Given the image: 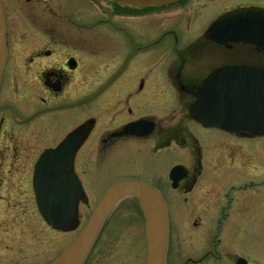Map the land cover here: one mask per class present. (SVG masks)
Segmentation results:
<instances>
[{
	"label": "flooded vegetation",
	"instance_id": "flooded-vegetation-1",
	"mask_svg": "<svg viewBox=\"0 0 264 264\" xmlns=\"http://www.w3.org/2000/svg\"><path fill=\"white\" fill-rule=\"evenodd\" d=\"M219 2L177 0L158 9L121 0H0L5 46L0 71V221H4L0 227L2 240L7 242L0 248V264H30L29 256L37 253L36 249H16L14 235L6 229L10 218L26 220L29 208L41 221L33 193L35 166L46 150L56 148L58 164L72 168L83 194L99 191L94 188L99 175L117 177L133 170L141 178L130 174L112 179L103 191L117 180H134L162 195L169 227L165 264H177L172 263L177 218L197 230L195 237L193 231L189 234L191 243L196 237L199 243L203 236L207 239V245H200L199 258L183 264H253L248 255L234 253L227 246L233 237H243L248 227L259 226L264 217V190L250 209L244 208L242 200H227L228 190L217 202L195 206L188 200L204 184L206 191L208 186L222 192L220 183L234 174H245V164L252 162L248 152L263 153L264 149V136L206 128L190 118L196 87L217 67L247 64L264 70V50L247 43L217 44L206 33L214 18L237 10L264 9V1ZM158 15L166 16V22L183 17L178 25L185 38L181 47L175 45L174 25L149 37L156 30L150 23ZM148 21L145 27L143 22ZM141 38L143 43L138 42ZM169 38L171 45L164 44L162 40ZM193 61L198 64L191 68ZM174 104L183 114L176 120ZM168 105L172 107L167 112ZM234 147L242 153L228 152ZM175 152L183 162L173 163ZM257 155L263 156L259 166L264 165V155ZM176 166L180 170L171 174ZM258 169L252 170L261 175L264 168ZM39 171L41 175V166ZM214 176L213 181L210 177ZM165 187L183 195L182 216L174 210L181 196L166 199ZM229 188L235 192L237 187ZM239 203L241 208L234 209ZM137 204L132 201L123 210L141 216ZM213 210L218 214L211 228L206 224ZM126 219L107 217L100 233L107 222L111 227L131 224ZM237 223L242 226L234 233ZM100 233L83 264L109 261L112 254L98 256L95 250ZM117 235L112 229L105 232L104 242L107 247V240L116 239L111 246L113 260L122 264L120 254L128 242ZM143 253L145 264V238Z\"/></svg>",
	"mask_w": 264,
	"mask_h": 264
},
{
	"label": "water",
	"instance_id": "water-1",
	"mask_svg": "<svg viewBox=\"0 0 264 264\" xmlns=\"http://www.w3.org/2000/svg\"><path fill=\"white\" fill-rule=\"evenodd\" d=\"M122 1V0H121ZM130 4H157L156 0H125ZM247 42L264 47V12L240 11L215 20L210 26V39ZM264 49V48H263ZM5 51L0 20V71ZM191 116L209 126L230 132L264 135V70L249 65H226L213 70L196 89ZM51 152L44 153L41 165ZM42 170V168H41ZM44 175V176H43ZM41 175V188L36 199L42 218L56 230L76 226V203L79 193L57 187L54 175ZM61 178V185H65ZM134 196L141 207L146 235L145 264H165L168 244L167 210L161 195L152 187L136 181H118L104 192L88 222L50 264H82L101 224L113 205L126 196Z\"/></svg>",
	"mask_w": 264,
	"mask_h": 264
},
{
	"label": "rangeland",
	"instance_id": "rangeland-1",
	"mask_svg": "<svg viewBox=\"0 0 264 264\" xmlns=\"http://www.w3.org/2000/svg\"><path fill=\"white\" fill-rule=\"evenodd\" d=\"M122 1L125 3H128L125 0H122ZM232 1H236V0H221V2L219 3L232 2ZM259 1H264V0H259ZM146 5L148 4H143L141 6H146ZM156 17H157V20H154L152 23H150L151 29L156 28V30L154 29L153 31L149 32V37H153V35L157 37L164 30L165 27L170 28L171 25H174V28L176 26L175 29L177 30V36H178V40L176 39L175 45L178 46L177 48L181 47V44H183V41L185 40V38L181 36L183 35V33L181 31V26L179 29L178 25L180 24V21L183 20V17L180 15L176 18L175 17L171 18V20H167V21H172V22H166V20H164L166 16L163 17L162 15H158ZM144 23H147L145 24V27L149 26V21L143 22V24ZM140 32L143 33L144 31H140ZM143 40L145 39L141 38L140 40H138V42L143 43ZM162 41H164V44L166 45L167 44L171 45L172 43L171 38H169V40L164 39ZM150 43H155V42H150ZM171 107L172 106H169V105L166 106L165 111L167 112L170 111ZM173 109L175 112L174 113L175 120L183 116L181 112H178L179 106L176 108L174 104ZM199 131H202V130H199ZM175 144L176 143H174V145ZM174 150L176 151V148H174ZM234 150H238L242 153L240 148H235V147L228 150V152L231 153V152H234ZM262 152L263 153H255L253 151L248 152V154H250V161L252 162H250L249 164L248 163L245 164V174H242V175L234 174V177H231L225 182L220 183V185L224 186L221 189L222 192H215L216 190H218L217 188L213 190V189H210L208 186H207V191H206V186H204L205 184L202 186H199L200 188L199 187H198L199 189L197 188L198 189L196 190L197 192L195 191L189 197L188 200L192 202L190 204L195 205V206H200V205H204L207 202L209 203L213 201L217 202V200H219L218 198H220L222 194H224L228 190L227 193H225L226 195L224 194V197L226 196L227 200L229 199V197H234L235 198L234 201L242 200L245 202L243 204L244 208H247V209L252 208L256 203L259 202L258 200L260 199L261 193L264 190L263 188L264 172L261 175L258 174L259 173L258 168H261V169L264 168V165L259 166L258 164L259 161L260 162L262 161L261 158L263 156L257 155V154L264 155V149ZM238 153L239 152L235 153L236 154L235 156H237ZM158 158H162V157H158ZM179 158L180 156H178L177 153L175 152L173 154V163L183 162L182 158L178 160ZM254 163H256L258 166L256 164L254 165ZM253 165L258 170L253 171L252 169L255 170ZM125 171H128V170L125 169L122 172H125ZM129 171H130V174L133 175V178H141L140 177L141 174L139 171L137 172H132L133 170H129ZM130 174L123 173L117 177L116 176L113 177L111 175L112 178L110 175H105L103 177L99 175V177H95L96 186L94 188L96 189L98 187L99 191L96 192L95 190V192H90V191L85 190L82 200L79 201L78 213H77V219H76L77 224L73 229L69 231L59 232V231H53L50 229L48 230V228H46V226L43 225L42 221H39L33 208L31 209L29 208V210L25 211L28 217L26 216L27 219L24 220L23 222L22 220L18 218L16 219L10 218V220L8 221V228L6 230L10 232V234L14 235L15 241L14 240L12 241L13 245L16 246L15 247L16 249H19V247L21 249H34V250L36 249L37 253L33 252V255L29 256L30 260H32L30 264H47L69 243L72 237H74L77 234V232L80 230V228L84 225L90 212L93 210L94 205L97 203L98 199L100 198V195L104 187L106 186V184L109 183V181L112 179H116V178L124 179V177L125 178L131 177ZM208 178L209 177H207V179ZM210 179H213L214 181L215 176L214 178L210 177ZM161 180H162V177L160 178V181ZM233 184L234 186L237 187L235 188L236 190L235 192H231L233 191L232 188L227 189L228 185L230 186ZM240 186L242 187L244 186V188H239ZM164 191L165 192H163V195L166 197V199L171 196H174V197L181 196L179 198L180 200L178 201L179 203L176 205L174 210H175L176 216L178 217L180 215L182 216L183 210L185 208V203L182 202L183 195L181 193L175 192L173 189L170 190L169 187H165ZM243 196L245 197L242 199ZM131 202H132L131 198H126L123 200V205L126 207H130ZM222 204H224V199L222 201ZM233 206H234V209L235 207H237V209L241 208L240 207L241 204L240 205L234 204ZM117 209L118 210L115 213H113L110 217L116 216L118 218H122V217L127 218L125 220L126 223L131 221V224L128 223L126 225L122 224V226L115 225L111 227V224L107 222V225H105V227L103 228V231L99 235L100 238L98 240L97 245L95 246V250H98L99 252L98 256H103V255L106 256L109 253L112 254L107 258L109 261H106L103 264H118V263H115V261L113 260V256L115 252L111 251V248H112L111 246L113 245L116 239L107 240V243L109 244V246L107 247L105 246V242H104L105 232H109L112 229V232L114 231V232H117L118 234L116 238L119 239L125 236L126 241L128 242L123 246L122 253L120 254V259H121L122 264H143L145 228H144V221L142 219V216H140V214L133 212L132 210H127V209L123 210V207L121 204L118 205ZM219 211H220V208H219ZM1 212H3L2 209H0V217H1ZM8 213L10 214V217H11L12 216L11 212H8ZM245 213H246V210L244 211L242 216H245ZM217 214L218 213L216 212V210L215 211L213 210V212H211L210 215H208L209 225L206 224V226L213 228L214 222L216 221V218H217ZM136 215L140 217L139 221L135 219ZM182 221L183 220L180 218L179 219L177 218L175 221L176 222V225H175L176 232L175 233H177V238L173 244L174 251H173L172 263L175 262L177 264L188 263L189 262L188 259L197 260V257L199 258V254H201L200 245L202 243H203L202 246L207 245V242H206L207 239L204 236H203L204 240L201 237L203 242L199 243L198 238L196 237L191 243L189 240L190 239L189 234H191V231L193 230L188 228ZM185 223L188 224L187 221H185ZM0 225L3 228L4 221H0ZM258 225H259L258 227L253 225L252 227H248L250 229L248 230L245 229L244 230L245 233L243 237H240V236L233 237V239L230 240L227 248L234 253L248 255L247 258L253 264H264V217L258 222ZM241 226L242 225L237 223L233 227L234 229L233 232L234 233L238 232V230L241 229ZM2 228L0 227V248H3L7 244V242L2 240V236H1V232H3ZM193 232L194 233H192L191 235L195 237V235L197 234V230L195 229ZM245 234L247 235L245 236ZM231 235L232 233L230 232L229 237H227V239L230 238ZM20 236L23 238V240L22 239L18 240V237ZM190 244L192 245L189 246ZM188 246H189V249H188ZM116 254L118 255V253ZM208 264H211V262H209Z\"/></svg>",
	"mask_w": 264,
	"mask_h": 264
},
{
	"label": "bare ground",
	"instance_id": "bare-ground-1",
	"mask_svg": "<svg viewBox=\"0 0 264 264\" xmlns=\"http://www.w3.org/2000/svg\"><path fill=\"white\" fill-rule=\"evenodd\" d=\"M158 1L157 4H151L152 6H156V8H162V7H165V5H167L168 3H172V1H177V0H156ZM179 1H182V0H178ZM197 61H193L190 66L191 68H194L195 65H197ZM199 69V67H198Z\"/></svg>",
	"mask_w": 264,
	"mask_h": 264
}]
</instances>
